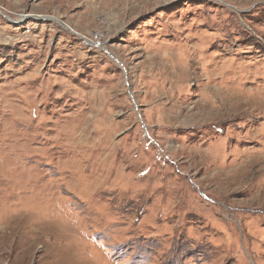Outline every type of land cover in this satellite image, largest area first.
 Here are the masks:
<instances>
[{"label": "rangeland", "instance_id": "374dc122", "mask_svg": "<svg viewBox=\"0 0 264 264\" xmlns=\"http://www.w3.org/2000/svg\"><path fill=\"white\" fill-rule=\"evenodd\" d=\"M0 264H264V0H0Z\"/></svg>", "mask_w": 264, "mask_h": 264}, {"label": "bare ground", "instance_id": "6f19581e", "mask_svg": "<svg viewBox=\"0 0 264 264\" xmlns=\"http://www.w3.org/2000/svg\"><path fill=\"white\" fill-rule=\"evenodd\" d=\"M28 15V14H27ZM31 15V14H30ZM18 17H16V19H20V18H23V17H25L26 16V14H21V15H17Z\"/></svg>", "mask_w": 264, "mask_h": 264}]
</instances>
